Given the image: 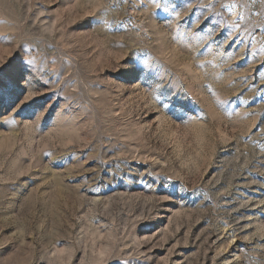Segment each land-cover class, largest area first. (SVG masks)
Here are the masks:
<instances>
[{
	"label": "rangeland",
	"instance_id": "obj_1",
	"mask_svg": "<svg viewBox=\"0 0 264 264\" xmlns=\"http://www.w3.org/2000/svg\"><path fill=\"white\" fill-rule=\"evenodd\" d=\"M0 264H264V0H0Z\"/></svg>",
	"mask_w": 264,
	"mask_h": 264
}]
</instances>
